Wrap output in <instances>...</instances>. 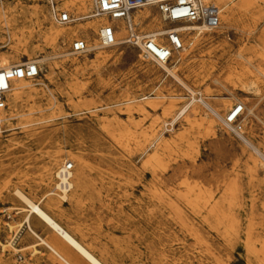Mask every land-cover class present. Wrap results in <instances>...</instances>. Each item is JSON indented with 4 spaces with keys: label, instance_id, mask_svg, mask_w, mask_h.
Masks as SVG:
<instances>
[{
    "label": "rangeland",
    "instance_id": "rangeland-1",
    "mask_svg": "<svg viewBox=\"0 0 264 264\" xmlns=\"http://www.w3.org/2000/svg\"><path fill=\"white\" fill-rule=\"evenodd\" d=\"M69 1L74 0H54L58 9L77 17L60 25L49 0H0L6 12L19 18L15 30L28 39L27 50L12 63L30 59L40 66L39 75L30 79L33 91L17 107L19 116L0 129V264H56L43 246L39 247L44 253L41 261L31 259L30 250L2 247L17 230V249L35 241L24 222L26 205L14 190L36 200L42 193L39 183L44 167L55 153L62 155L60 165L73 162L71 156H82L87 164L89 181L82 190L68 192L69 199L62 202L66 214L60 220L106 264H262L264 252L247 253L246 242L251 229L258 246L264 239V169L255 149L264 139V79L253 84L256 76L247 74L242 80L248 90L237 77L243 65L250 66L238 52L248 47L243 54L250 59L255 50H264V39H255L264 32L260 10L264 1L238 12L236 25L219 27L222 37L207 41L181 61L175 54L167 63L175 75L144 61L136 48L121 41L91 48L82 56L71 55L74 39L84 38L94 45L99 32L55 40L47 34L51 23L74 28L97 19H80L83 12L68 5ZM87 1L86 13L91 15L92 1ZM37 8L42 9L40 15L35 14ZM146 10L163 23L153 5L135 10L134 20L142 33H154L138 19ZM183 24L196 23L177 22L169 27ZM102 51L106 57L99 58ZM187 86L211 104L228 102V108L220 109L224 115L236 103H246L241 131L222 122L213 125V116L202 103L200 123L191 131L183 118L173 121L190 98ZM130 98L134 99L131 110ZM142 104L146 111L139 110ZM171 107L173 111L168 112ZM116 122L128 131V137L119 135ZM156 131L162 134L158 141ZM188 141L193 142L192 148ZM187 177L198 183L197 202L213 207V215L208 209L196 213L178 195L185 192ZM56 185L54 177L52 187ZM32 217L31 224L40 234L49 241L55 238ZM64 248L73 262L88 264L74 250Z\"/></svg>",
    "mask_w": 264,
    "mask_h": 264
},
{
    "label": "bare ground",
    "instance_id": "bare-ground-1",
    "mask_svg": "<svg viewBox=\"0 0 264 264\" xmlns=\"http://www.w3.org/2000/svg\"><path fill=\"white\" fill-rule=\"evenodd\" d=\"M34 1H40V0H34ZM207 1H211V0H207ZM213 1L215 4L219 5L220 8L222 9L221 24L218 27L211 28L196 24H183L179 27H176L178 32L182 35L185 44V47L178 52L180 58L179 61L185 59L188 54L194 52L195 50L202 48L207 41H211V39L213 38L222 37V32L217 29H219V27H221L222 25L226 27H232L236 25L237 22L240 21V17L239 18L237 17V13L240 12L241 10H247V11L251 10L254 7V5L258 3L259 0H213ZM67 4L73 6L76 5L78 7V10L83 12V14L80 15L83 17H80V19L86 17H92V15H88L86 13L88 10L87 0H74L67 2ZM147 6L149 5L147 4L143 7H147ZM260 10L264 12V7H260ZM41 13H42V9L37 8L35 10L36 15H40ZM18 19L19 18L17 16H12L8 12H6V10L3 7L0 6V43H1L0 68H6L16 63L19 64L22 63V61H16V63H12V60L14 59L16 60V57L20 54L21 51L27 50L28 39L22 36V31L20 32L15 30V25L18 22ZM138 19L142 24L145 23L144 28L154 29L152 30V32L155 31L160 32L163 30L162 28L163 23L161 24L156 16L152 17V14L150 13L149 10H146L144 13L140 14L138 16ZM108 22L111 23V25H116L119 27L116 34V39L117 42H120L124 38V35L126 34V29L124 27L123 21L120 19H113L112 21H110L107 17L97 18L93 21H90L83 25H79L78 27H74V28H59L51 23L50 26L47 28V34L53 40L57 39L58 37L66 36L70 34L76 36L81 34L82 32L86 33L89 36H92L96 30H98L99 32V29L102 24ZM98 25L100 26L98 27ZM249 33L252 34L251 31ZM255 39H259V40L264 39V32L261 35H259V37H255ZM94 41H95L94 45H90L88 41L89 48L101 49L102 46L99 44L98 39L97 40L95 39ZM1 49H7V51H3V50L1 51ZM245 50H248V47H244L243 49H241L238 52V57L244 58V60L246 59V61L250 66L246 64L243 65L242 72L240 76H238L237 78L243 82L241 86L244 87V89L246 88L249 90L250 88H247L248 85L244 83L242 78L245 77L247 74L253 75V77L256 76L255 80L253 81V84H259L264 79V66H263L264 50L258 51L254 49L255 53L253 57L250 59L245 58L243 54V51ZM8 51L11 54H13V56L8 55V53H6ZM98 57L99 58L106 57L105 52L104 51L98 52ZM161 66L163 67V69L167 70L169 74L175 75V72L168 67V64H163ZM187 88L189 90L190 98L173 115L172 117L173 121L183 118L186 122V125L188 126L189 131H191L197 124L200 123V119L198 116L202 113L203 107L200 105V103H202L207 107V109L212 114L213 117L211 118V122H213L212 123L213 125L214 123L222 122L229 129H234V127L227 122V116L233 110L234 105L224 115L222 114V111L220 109L221 106L223 105L228 108L230 106L228 102L211 104L210 102L202 99L200 96H197L198 93L197 90L188 86ZM33 89H34L33 83L30 81V78H21V79L13 80L11 90L7 95V105L9 104V107L8 108L6 107L4 110L0 111V129L3 123L5 124L6 122L9 123L11 120L19 116L17 113V107L20 103V100L24 95L30 94L33 91ZM127 104L130 105L129 110H131L132 109L131 105L134 104V99L130 98ZM149 104L153 105L152 102H150ZM242 104L244 105V107L248 108L246 103L242 102ZM172 108L173 107L168 108L167 111L172 112L173 111ZM139 110L146 111V107L142 104L140 105ZM249 111L252 112V108H249ZM113 125L114 124L112 122H109V126H113ZM115 127L118 128L119 135L128 137V131L123 126H121L119 122H116ZM109 130L108 132L112 135V137L116 138L117 136H115V133ZM155 135H157L155 141H158L159 139L162 138V134L161 133L159 134L158 131H156ZM241 137L245 142H247V139L242 134ZM188 144L190 148H192L193 142L188 141ZM255 149L257 155L261 159L259 160L260 166H263L264 169V139H261L260 145L257 146ZM71 158L73 159L72 163L75 164V169L74 171L71 172V181L69 182V186H70V190L74 188L75 191H79L82 190L85 184L89 181L87 164L82 156H71ZM61 161H62V155L60 153H55L50 157V163L46 167H44V173L39 183V187L41 188L42 193L40 194V196H38L36 200H33L30 196H28L18 188L14 190L16 195L19 197V199L22 202H24L26 205L25 207L22 208L27 211L24 217V222L26 224L28 234L35 241L23 247L22 249H17L15 247V240L17 236H19V232H20V230L19 231L17 230L15 231V233L12 234V236H10L8 244L7 245L2 244V247L3 249H5L8 246L17 251L30 250L31 259L35 258L36 260L41 261L44 259V253L39 249V247L43 246L47 249L49 255L53 258V260L56 261V264H77L73 262V259L69 256L68 252L64 248L66 247L74 250V252L78 254L79 258L85 260L88 264H106L100 256L94 253V250L92 249L91 246H86L84 242L81 239H79L72 231H70L60 220V218L64 217V215L66 214L62 202L67 201L69 199L68 192L70 191V190L66 191L65 189H62L60 193L56 194L55 190H57L58 186L56 185L55 187H52L54 183V177H57L59 169H61L65 165V163L63 165L62 164L60 165ZM148 162L151 163L152 165H155V161L153 159H150ZM190 179L191 177H187L185 181L186 184L185 192L182 193L179 191L178 195L181 196L182 199L186 201L187 205L196 213H201L203 209H208L207 210L208 214L213 215V213L215 212L213 210V207L209 209L208 205H200L197 202L200 196L197 193L198 183L193 182ZM55 195H58L59 197L58 196L56 197ZM76 195H78V192L76 193ZM32 216L38 218L41 224L46 229L52 231L53 234L56 235L55 238L49 241L42 234H40L31 224ZM8 225H9V231H12L13 226L10 224ZM252 233L253 230L251 229V231L249 232L248 240L246 242L247 253L260 255V253L264 252V239L260 241V246H258L252 236ZM3 263L11 264L8 261H3ZM262 264H264V259L262 260Z\"/></svg>",
    "mask_w": 264,
    "mask_h": 264
},
{
    "label": "built area",
    "instance_id": "built-area-1",
    "mask_svg": "<svg viewBox=\"0 0 264 264\" xmlns=\"http://www.w3.org/2000/svg\"><path fill=\"white\" fill-rule=\"evenodd\" d=\"M92 17H107L110 20L120 19L124 23L126 35L121 40L133 48H136L144 61H151L157 65L169 63L175 54L184 47L182 35L174 27L169 25L177 22L196 23L201 26L216 28L221 24L222 9L214 2L207 0H91ZM51 13L55 21L60 25H67L76 20L67 9L60 10L54 0H49ZM157 7L162 22L163 30L154 33H142L139 24L135 22L133 12L145 5ZM119 27L104 23L99 29V44L102 47L116 45V34ZM1 45V43H0ZM91 50L88 41L84 38H76L71 42L70 54L82 56ZM40 73L37 62L26 61L16 63L6 68H0V111L7 107V95L11 90L14 79L35 78ZM245 111L242 103L234 105L233 110L227 116V122L234 126V130L241 131L240 118ZM73 163L67 162L59 169L57 174V190H70L71 172Z\"/></svg>",
    "mask_w": 264,
    "mask_h": 264
}]
</instances>
